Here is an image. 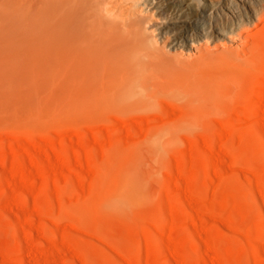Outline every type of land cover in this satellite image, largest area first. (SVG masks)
Returning a JSON list of instances; mask_svg holds the SVG:
<instances>
[{
	"label": "rangeland",
	"instance_id": "obj_1",
	"mask_svg": "<svg viewBox=\"0 0 264 264\" xmlns=\"http://www.w3.org/2000/svg\"><path fill=\"white\" fill-rule=\"evenodd\" d=\"M64 2L0 0V264H264V24L175 50L84 0L67 72Z\"/></svg>",
	"mask_w": 264,
	"mask_h": 264
},
{
	"label": "bare ground",
	"instance_id": "obj_2",
	"mask_svg": "<svg viewBox=\"0 0 264 264\" xmlns=\"http://www.w3.org/2000/svg\"><path fill=\"white\" fill-rule=\"evenodd\" d=\"M64 1V22L67 54L66 68L67 72L72 69L77 71L78 69L75 67L70 57V37L72 35L71 25L73 24V19H75V22L77 23L76 27L79 25L80 7L83 6L84 0ZM125 1L127 5H125L124 9L122 7L120 8V15L125 12L126 17H123L125 19L122 20V24L129 28L136 26L137 28L142 29L144 24L147 23V20L150 19L148 16L149 14L146 15L144 13L142 9L143 6H147L148 8L154 9V11L156 10L161 12L160 18L162 19V22L159 25H155L153 29L157 31V34L161 38L163 45L168 49H189L190 46H193L201 51L203 49L206 50V42L210 41L215 44V49L213 51L212 48L207 46V50L218 52L220 50H224L223 47L225 46H223L224 42L221 43L223 47L220 43H218L220 42V39L236 38L238 41L240 40V42L244 44L250 35V29L247 26L250 24H255L257 26L264 24V0ZM154 13L156 14V12ZM150 16L151 18H154L153 14ZM103 17L101 19H104ZM96 26L97 25L95 24L94 28ZM107 26L109 28V36H112L109 40L110 44L103 43V46L100 47V49L107 53L112 51L110 55L114 56V58L117 60H122L124 62L127 61L129 59V53L125 50L123 51L122 38L118 33V29L121 27L120 22L115 21L112 23L110 21ZM158 44L160 45L161 43L158 42ZM95 46L99 47L100 45L99 43H96ZM97 49L99 50V48ZM244 61L249 62V59L245 57Z\"/></svg>",
	"mask_w": 264,
	"mask_h": 264
},
{
	"label": "clouds",
	"instance_id": "obj_3",
	"mask_svg": "<svg viewBox=\"0 0 264 264\" xmlns=\"http://www.w3.org/2000/svg\"><path fill=\"white\" fill-rule=\"evenodd\" d=\"M107 6V5H106ZM105 15H107L106 13H105ZM108 19H112V17L111 16H108Z\"/></svg>",
	"mask_w": 264,
	"mask_h": 264
}]
</instances>
